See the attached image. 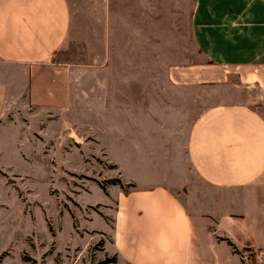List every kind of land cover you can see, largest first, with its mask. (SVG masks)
Listing matches in <instances>:
<instances>
[{"label":"crops","instance_id":"1","mask_svg":"<svg viewBox=\"0 0 264 264\" xmlns=\"http://www.w3.org/2000/svg\"><path fill=\"white\" fill-rule=\"evenodd\" d=\"M186 1L189 39L204 62L169 64L167 80H147L130 78V65L109 79L110 61L115 41L128 49L124 25L133 15L145 26L156 0H138L132 15L133 1L121 0V27L114 0H0V66L11 74L0 84V113L62 112L82 95L97 114L99 101L120 107L123 150L181 151L185 160L170 185L137 191L144 248L159 263L236 264L228 240L264 255V0Z\"/></svg>","mask_w":264,"mask_h":264},{"label":"rangeland","instance_id":"2","mask_svg":"<svg viewBox=\"0 0 264 264\" xmlns=\"http://www.w3.org/2000/svg\"><path fill=\"white\" fill-rule=\"evenodd\" d=\"M131 1V15L137 14L139 2ZM121 3L114 0L117 27L124 24ZM155 4L152 9L147 3L145 26L133 15L124 25L131 39L125 43L126 55L121 41H115L118 55L110 64L117 67L109 79H121L127 73L121 66L130 65V78L167 80L162 69L169 64L204 62L189 39V2ZM144 29L145 39L136 40L134 32ZM154 65L162 68L155 71ZM10 79L0 66V84ZM98 108L97 114L82 95L62 112L17 105L0 113V264H174L156 262L153 251L144 248L135 196L141 188H157V182L170 185L171 172H185L184 156L182 161L181 151L123 150L120 107L106 109L99 101ZM133 125L131 141L137 139L136 121ZM157 136L151 139L154 145ZM184 138L185 129L171 142ZM128 211L132 221H125ZM231 250L236 264H264L259 251Z\"/></svg>","mask_w":264,"mask_h":264},{"label":"trees","instance_id":"3","mask_svg":"<svg viewBox=\"0 0 264 264\" xmlns=\"http://www.w3.org/2000/svg\"><path fill=\"white\" fill-rule=\"evenodd\" d=\"M228 243L235 248L234 244L231 241L228 240Z\"/></svg>","mask_w":264,"mask_h":264},{"label":"built area","instance_id":"4","mask_svg":"<svg viewBox=\"0 0 264 264\" xmlns=\"http://www.w3.org/2000/svg\"><path fill=\"white\" fill-rule=\"evenodd\" d=\"M257 256H259V255H257ZM259 259L261 260V255L259 256Z\"/></svg>","mask_w":264,"mask_h":264}]
</instances>
